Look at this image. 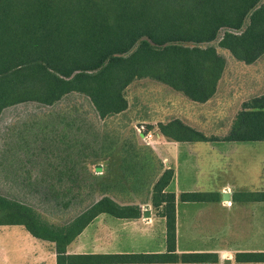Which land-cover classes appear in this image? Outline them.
Instances as JSON below:
<instances>
[{
	"label": "trees",
	"instance_id": "16d2710c",
	"mask_svg": "<svg viewBox=\"0 0 264 264\" xmlns=\"http://www.w3.org/2000/svg\"><path fill=\"white\" fill-rule=\"evenodd\" d=\"M215 42L237 61L255 63L264 55V0H0V114L17 104L51 106L77 94L105 120L128 109L127 88L143 79L194 103H206L226 67ZM156 129L173 142H264V93L242 103L221 138L206 136L178 118L158 122ZM159 168L150 202L164 219L163 253L66 254V247L99 215L141 217L139 205H120L106 195L63 225L0 195V226H22L32 237L53 243L56 264H192L214 259L215 254L175 253V194L168 190L173 172ZM53 172L44 183L48 196L60 204L62 197L69 199L71 189L64 187L62 170ZM217 199L216 193L179 195L181 202ZM233 201L264 202V192L237 194ZM236 256L264 262V253Z\"/></svg>",
	"mask_w": 264,
	"mask_h": 264
},
{
	"label": "rangeland",
	"instance_id": "374dc122",
	"mask_svg": "<svg viewBox=\"0 0 264 264\" xmlns=\"http://www.w3.org/2000/svg\"><path fill=\"white\" fill-rule=\"evenodd\" d=\"M217 51L225 58L226 67L215 95L203 105L143 79L127 88L128 109L105 120L77 94L51 106L25 102L4 109L0 114V195L33 207L56 225L66 224L106 195L120 205H140L141 217L136 222L155 224V232L162 238L163 219L150 202L159 166L167 169L165 152L164 157L159 155L156 124L178 118L206 136L221 138L242 103L264 93V55L247 65L226 50L217 47ZM140 125L144 131L137 133ZM148 133L150 137L144 136ZM234 148L231 161L235 162L237 189L233 197L264 191V142L238 143ZM54 168L62 170L64 187L71 189L69 199L62 197L60 204L48 196L44 183ZM59 185L54 189L59 190ZM66 201L67 208L63 207ZM146 211L147 217L143 216ZM110 220L116 219L102 215L95 222ZM20 233L27 234L19 226L0 227V241L21 240ZM13 255L15 264L24 262ZM12 262L0 254V264Z\"/></svg>",
	"mask_w": 264,
	"mask_h": 264
},
{
	"label": "crops",
	"instance_id": "0c3cea01",
	"mask_svg": "<svg viewBox=\"0 0 264 264\" xmlns=\"http://www.w3.org/2000/svg\"><path fill=\"white\" fill-rule=\"evenodd\" d=\"M157 136L161 142L158 149L162 151L159 155L164 157L165 152L166 168L173 172L168 190L175 194V253L216 256L204 263L192 264H264L236 256L264 253V202H236L232 195L237 187L233 174L235 162L231 161V156L238 143L246 142H173L160 134ZM215 182L217 184L212 185ZM181 193H216L218 199L215 202H181ZM98 217L66 247V254L153 255L165 252L163 218L160 217L163 219L160 238L155 224L136 222L138 219L97 223ZM19 227L27 234L20 233L21 240L0 241V254L12 258V264L16 261L14 253L24 260L22 264H56L54 244L34 238Z\"/></svg>",
	"mask_w": 264,
	"mask_h": 264
},
{
	"label": "built area",
	"instance_id": "2783aa9c",
	"mask_svg": "<svg viewBox=\"0 0 264 264\" xmlns=\"http://www.w3.org/2000/svg\"><path fill=\"white\" fill-rule=\"evenodd\" d=\"M136 130H137V133H141V131H144L143 125H140ZM144 136L150 137L151 135L148 133L147 135H144Z\"/></svg>",
	"mask_w": 264,
	"mask_h": 264
},
{
	"label": "water",
	"instance_id": "95a60500",
	"mask_svg": "<svg viewBox=\"0 0 264 264\" xmlns=\"http://www.w3.org/2000/svg\"><path fill=\"white\" fill-rule=\"evenodd\" d=\"M143 216H145V217L149 216L148 212L147 211L144 212Z\"/></svg>",
	"mask_w": 264,
	"mask_h": 264
}]
</instances>
